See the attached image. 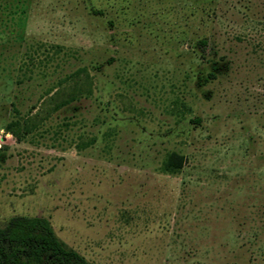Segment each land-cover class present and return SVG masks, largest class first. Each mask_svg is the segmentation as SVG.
Returning a JSON list of instances; mask_svg holds the SVG:
<instances>
[{
  "label": "rangeland",
  "instance_id": "rangeland-1",
  "mask_svg": "<svg viewBox=\"0 0 264 264\" xmlns=\"http://www.w3.org/2000/svg\"><path fill=\"white\" fill-rule=\"evenodd\" d=\"M15 215L90 264H264V0H0Z\"/></svg>",
  "mask_w": 264,
  "mask_h": 264
},
{
  "label": "trees",
  "instance_id": "trees-1",
  "mask_svg": "<svg viewBox=\"0 0 264 264\" xmlns=\"http://www.w3.org/2000/svg\"><path fill=\"white\" fill-rule=\"evenodd\" d=\"M204 52L209 46L206 38L198 41ZM6 131H27L19 119L10 121ZM183 156L170 152L162 164L169 173L183 165ZM0 264H90L81 254L68 247L54 233L49 220L41 216L15 215L0 225Z\"/></svg>",
  "mask_w": 264,
  "mask_h": 264
}]
</instances>
